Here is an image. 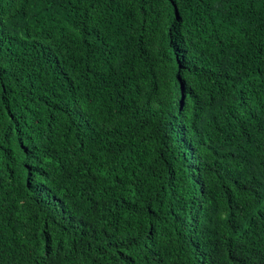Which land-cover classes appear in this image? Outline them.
<instances>
[{
  "label": "trees",
  "instance_id": "obj_1",
  "mask_svg": "<svg viewBox=\"0 0 264 264\" xmlns=\"http://www.w3.org/2000/svg\"><path fill=\"white\" fill-rule=\"evenodd\" d=\"M0 264H264V0H0Z\"/></svg>",
  "mask_w": 264,
  "mask_h": 264
}]
</instances>
